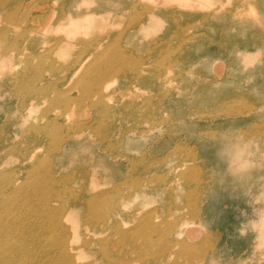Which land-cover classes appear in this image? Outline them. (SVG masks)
Listing matches in <instances>:
<instances>
[{"label": "rangeland", "instance_id": "1", "mask_svg": "<svg viewBox=\"0 0 264 264\" xmlns=\"http://www.w3.org/2000/svg\"><path fill=\"white\" fill-rule=\"evenodd\" d=\"M138 2L149 3L148 0H8L0 9V28H9L8 37L0 35V70L7 68L10 72L0 77V137L12 135L17 145L39 147V155L52 158V167L59 171L57 178L76 179L72 185L65 182L67 188L76 190L65 195L69 209L61 218L69 228L68 246L74 248L69 251L74 256L72 264H264V0H243L238 18L249 22L244 26L237 24L234 30L226 31V26L236 17L230 14L236 0H204L210 7L224 4L229 14L219 22L193 24L181 19L177 27L172 22H163L162 30L149 37L139 33L142 25L136 32L132 29V34L117 44L122 52L116 55L127 59L129 52L136 67L143 70L155 87L143 85L147 87L145 91L142 84H133V76L113 77L108 82L106 102L93 113L87 104L83 107L85 102H77L82 93L76 86L78 80L73 77L59 82L52 71L57 69L54 66L68 68L93 52V49L84 52V46L74 50L78 43L91 41V32L77 34L72 50L64 48L62 41L68 34L63 26L71 22L70 16L78 19L87 13H95L96 18L118 15L127 22L131 19V8ZM121 6H127L128 10L120 12ZM13 12L19 15L9 17ZM20 15L25 17L18 19ZM149 24L146 22L143 27ZM127 27L123 23L119 31L124 32ZM25 32V37L21 36ZM191 34L201 38L196 43L189 42L190 52L181 56L176 42L168 61L153 54L155 41L171 37L180 40L181 36L187 38ZM115 51L112 45L97 56L103 54L108 60ZM96 57L92 56L89 65L105 68V60ZM186 59L192 63L183 64ZM27 60L33 65L25 69ZM37 69L42 70L37 86L48 89L45 103L33 93L24 92L20 96L23 89L17 88L12 79L23 72L26 79H31ZM66 73H61L60 78ZM69 75L70 71L66 78ZM58 87L74 100L67 116L61 115L57 105L54 90ZM227 101L244 114L218 115ZM56 110L59 112L55 113ZM152 111H157L153 118L141 122ZM24 114L27 120L16 134L9 127ZM51 122L63 126L61 133L69 138L68 146L59 156L49 153V137L30 129L34 125L49 126ZM144 126L150 129L145 139L137 137L138 132L134 131L124 134L127 127L140 130ZM91 128L99 131L93 133ZM103 132L107 134L106 145L112 146L107 156L101 153L106 145L99 142ZM3 138L1 149L5 150ZM243 141L249 144L248 150ZM3 156L6 154H0ZM21 158L15 151L0 163V170H16L24 176L19 167ZM84 169L89 173L95 170L102 177L91 182L90 178L81 177ZM90 183L97 184V192L122 189V194L106 195L108 209L103 215H90L82 206L73 205L79 186ZM123 188H128L132 195L135 191L142 192L138 197L128 198ZM169 188L174 192H169ZM51 204L60 206L56 201ZM104 215L110 224L107 243L121 263L100 255V245L89 248L83 245L84 241L101 236L97 233L93 236L89 222L101 220ZM147 219L159 224L163 231L153 246L137 230ZM27 221L32 223L34 218L28 217ZM97 225L101 229L102 223L98 221ZM119 230L125 235L119 234ZM46 236L41 251H46L47 264L64 262L56 245L55 229ZM179 242H188L192 247H183ZM189 252L192 258L188 257Z\"/></svg>", "mask_w": 264, "mask_h": 264}, {"label": "bare ground", "instance_id": "2", "mask_svg": "<svg viewBox=\"0 0 264 264\" xmlns=\"http://www.w3.org/2000/svg\"><path fill=\"white\" fill-rule=\"evenodd\" d=\"M148 1L149 3L147 4L138 2L135 7H132L131 19L127 22H125L124 17L118 15L114 17L96 18L95 13H87L78 19L70 16L72 19L71 22L63 26L66 28L68 34V36L62 41V46L64 48L72 50L75 46L77 34L91 32V41L78 43L74 47V50H80L84 46V52H91L92 49L93 52L86 53V56L75 60L74 63H71L68 66V68L54 66L53 69H57L52 71L56 73L55 76H58L59 82L61 80V82L64 83L67 79L71 80L73 77V80H78L76 86L77 88L82 89V93L81 98L79 97L77 102H85V104H82L83 107L87 104V108H89L93 113L102 102H106L108 82L113 77L124 79L129 76H133V84H142V86H148L151 84L155 87V83H151L148 79H146L143 70L139 71L136 67V64L129 52L126 53L127 59H122L116 55L118 52H122L117 44L121 43L124 36H130L132 34V29L136 32L139 26L142 25L139 33H144L147 37H149L153 32L162 30L163 22H172V24L176 25V27L181 23V19H187L189 23L193 24H195V22L198 23L202 21L205 23H211L213 21L219 22L223 19V17H226V15L229 14L226 10H224L223 3H221L220 6L212 5V7H210V5L204 3V0ZM253 1L255 0H252V2ZM7 2L8 0H0V9H2ZM242 2L243 0H236L235 7L230 12V14L234 13L236 17H234L231 23L226 26V31L234 30L237 24L244 26L247 22H249L248 20H239L240 18H238V11ZM126 10H128L127 6L120 7V12H124ZM18 15L19 14L16 12H13L9 17H16ZM24 17L25 16L20 15L18 19H23ZM62 19H65V17H62ZM6 21L8 22L9 20ZM146 22L150 24L147 27H143ZM123 23H127L128 27L124 32H120L119 27H121ZM192 26L193 25H191L190 28H192ZM7 28L8 27H4L2 29L0 28V35L8 37L9 28ZM25 34L26 32L21 34V36L25 37ZM27 38H29V34ZM200 38V35L191 34V36L187 38L181 36L180 40H177L175 37H171L164 41H155L152 46V51L153 54L158 55L161 61H168L171 56L170 51H172L173 46H176V42L179 43L176 50H180V54L182 56L185 52L191 51L189 42L196 43ZM112 45L115 46L117 51L114 52L113 56H109L110 58L108 60L103 58V54L97 56L100 53H105L107 51V47H112ZM92 56H97V60L103 58V60H105L104 64L106 67L100 68L98 65H89L92 61ZM188 59H186L183 64H191L192 61ZM247 59H250V57H247ZM30 65H33L32 62L27 60L25 69ZM69 71L70 75L66 78V74ZM9 73L10 72L7 68H3L0 70V77L6 74L9 75ZM61 73L66 74L60 78ZM35 74L36 75L31 79H26L27 76L25 77L26 74L23 72L22 74L15 75L12 79L14 80V83H16L17 88L20 87L23 89L19 92L20 96L24 92L33 93L41 100V102L45 103L48 101V89L37 86V81L42 77V70L37 69ZM49 84H53L52 79H49ZM161 84L164 86L163 83H160V85ZM143 89L146 91L147 87L143 86ZM54 91L58 96L57 105H59V109L62 110L60 111L62 112L61 115L67 116L69 111H71L70 107L73 104L72 101L74 100L67 97V95L63 92V89L60 87L56 88ZM141 97L142 96L139 95V98ZM225 100L226 98L223 102ZM144 102L148 104L152 103L149 100H145ZM229 104V101L224 103V106L221 108L223 109L221 111L222 113L218 115L226 114L229 116H235L244 114L239 113V109L235 105ZM23 108L27 109V105L24 104ZM224 108L226 109L224 110ZM57 112L59 111L56 110L55 113ZM152 112L144 115L147 116V119H144L141 122L150 121L157 111ZM26 120L27 116L24 114L21 116V119L13 122L9 129L17 134V131L19 130L17 128L23 126ZM49 128H54V130L51 131ZM30 129L31 132L35 134L42 133L45 134L46 137H49L51 145L50 154H56L57 156L61 155L63 152L62 149L69 144V142H67L69 138L61 133L60 129L63 130V126H57L53 122H51L49 126L34 125ZM98 131V129L91 128V132L93 133ZM133 131L138 132L137 137L145 139L149 137L150 129L147 126L142 127L140 130L137 128L127 127L124 134H128ZM106 137L107 134L103 132V136L99 139V142L106 145ZM2 138L3 136L0 137V154H6V156L0 157V163L7 160L10 154L13 155L15 151L19 152L22 157L19 167L24 171V176L18 175L16 170H0V264H47L48 261L45 259L47 257L45 255L46 251H41V246L47 240V232H51L52 228H54L56 232V245L59 246V255L62 260L66 262L64 263L56 260L57 264H72L74 256L71 255L69 251L74 250V248H69L68 246L67 234L69 233V228L62 222L61 218L63 214L64 216L66 215L69 209L66 205L68 204V201H65V195L76 190L74 188H67L65 186V182L72 185L77 182L76 179L71 176H62L57 178L56 172L58 173L59 171L52 167V158L39 155L38 151L41 149L35 145L24 147L21 144L17 145L13 140L12 135H8V138H3L7 147L4 145L5 150H2ZM243 145L248 150L249 144L246 141H243ZM111 148L112 146L107 145L103 147L101 152L103 156H107ZM90 158L95 159V157ZM165 160L166 159L163 161H168ZM80 175L86 179L90 178L91 182L100 176L102 177V175L95 172V170L89 173L88 169H84ZM185 178L187 180H191L190 177ZM138 184L140 185V182H138ZM96 188L97 184L95 183L80 185L79 195L72 200L73 205L78 204L82 206L90 212V215L92 213L103 215V211L106 213L108 209V197L106 198V195L111 193L118 195L122 194V189L120 190L119 187L109 192H97ZM123 189L125 190V188ZM140 189L141 188L138 190ZM168 191L174 192L171 188H169ZM141 192L138 193L135 191L132 195L127 188V190H125V195H127L128 198H134V195L135 197L140 196L139 194ZM53 201L60 202V206L52 205L51 203ZM118 208H120V206H118ZM117 214H119V211ZM105 215L101 220L87 221V223L89 222L92 226L90 228L93 236L96 233L101 234V236L96 240L93 239V241H84L83 245L88 248L93 245L95 247L100 245L101 248L98 251L100 255H103L110 261L121 263L119 258H115L112 255V252L110 251L111 248H109L107 243L110 235L108 234L110 224L108 223V219L105 218ZM28 217L34 218V221L29 223L27 221ZM138 219L139 218H137V220ZM98 221L102 223L101 229L97 228ZM47 227L51 228L47 230ZM159 227L161 226L155 223L152 219H147L145 220V224L137 230H139L141 234L145 235L148 245L153 246L159 242V235L163 233L162 229ZM42 233L45 234L44 237L42 236ZM118 233L123 236L125 235V232L121 230H119ZM179 244L186 248L192 247V245L188 242H179ZM115 245H118V242H116ZM187 255L192 258L191 252Z\"/></svg>", "mask_w": 264, "mask_h": 264}]
</instances>
